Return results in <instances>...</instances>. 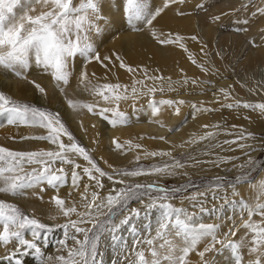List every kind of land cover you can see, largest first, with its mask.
I'll return each mask as SVG.
<instances>
[{
	"label": "snow or ice",
	"instance_id": "1",
	"mask_svg": "<svg viewBox=\"0 0 264 264\" xmlns=\"http://www.w3.org/2000/svg\"><path fill=\"white\" fill-rule=\"evenodd\" d=\"M175 3H183V0H164L162 7L154 9L149 0H123V11L132 30L139 31L141 29L137 27L138 24L151 28L157 17ZM36 6L44 10L39 11L38 14H32L36 12ZM17 8L21 9L19 14L16 11ZM101 19L103 17L100 0H86L79 7L75 6L74 0H0V68L27 79L25 73L30 71L34 64L45 74H50L58 86H67L73 76L74 61L77 57H83L89 62L93 59L97 61L101 59L89 37L93 27L98 28L96 22ZM151 35L161 45H178L180 49L188 51L183 42L184 37L179 34L160 33L158 35L152 29ZM161 36L164 38L161 39ZM191 39L197 40L198 37L193 36ZM201 52H203V48H201ZM188 58L191 63L196 64V60L191 54ZM103 59L110 60L111 58L106 56ZM116 59L120 61V67L125 68L129 73L143 74L142 79L133 80L130 90L132 99H137L142 95L154 97L158 91H164L163 86H148L145 83V81H162L165 79L162 75H149V69L146 67L134 68L127 65L118 54ZM199 66L202 71H208L203 65ZM181 72L183 73V69ZM167 79L169 90L174 91L175 89L171 88V78ZM30 82L34 84L40 94L47 95L46 89L39 83L35 80ZM80 82L86 91L98 99L95 102H86L66 97L69 108L76 111L87 110L88 113L99 115L104 119H109L107 114L111 113L115 117L110 120L113 126L127 123V114L119 110L120 102L129 99L127 85L119 83L93 85L88 80L87 72L80 73ZM188 83L187 79L182 81V85ZM191 83L197 85L198 81L193 79ZM137 85L141 87L138 88ZM63 86L59 87L61 94L65 93ZM219 93L225 100L231 98L229 89L220 88ZM101 101L108 105H114V107H101ZM185 103L183 99H160L157 101L153 98L150 99L148 107L151 109L153 117L161 112L162 106L174 107V114L179 115L180 106ZM222 107L229 109L242 107L264 113V103L253 104L236 101L222 105ZM192 108L197 112L214 110L198 107L196 103L192 104ZM0 115H6L7 123L10 125L20 124L46 130V134L24 136L21 137L22 140L46 141L54 146L47 150H13L0 146V194L13 197L24 196L26 190L46 184L57 190V194L50 198L55 212H50L47 218L52 221H56L60 217L66 218V222L63 224L49 225L35 215H28L18 205L0 199V245H14L8 255L0 257V264H3L4 261H7V264H24V258L28 256H32L37 264H96L98 243L103 233L111 232L115 239V234L122 226L130 225L133 218L140 217V208L130 209L128 207L129 203L134 200L139 201L142 205L145 215L159 209L160 216L154 229V235H150L142 242L140 240L134 242L137 249L135 250V259L131 261V264H189L188 257L205 239H208L209 243L203 250L197 252L203 264H208L203 258L208 252L216 250L217 244L231 249L232 253L236 255L235 264H243L241 249L244 247V240L248 239V235L251 236L249 252L255 255V259L249 260L247 264H264V203L257 202L254 206L246 204L248 218L243 220L239 227L230 228L225 234V238L220 239L217 236L218 225L195 223V212L174 206L170 202L176 198L177 193L184 191L182 188L169 189L155 183L147 185L128 183L123 179V177L152 174L175 175L176 169L185 167L181 162L174 160L172 163H165L162 166H154L149 169L137 167L131 170L117 169L108 164V168L112 170L109 173L100 166L92 152L77 140L58 111L22 103L0 91ZM161 126L164 125L161 124ZM203 127L208 128L209 125H203ZM212 127L218 128L219 125ZM174 130L169 129V131ZM214 135V132L209 131L199 139L206 140ZM246 135L251 137L253 134L247 133ZM159 139L164 140L165 137L161 136ZM231 142L235 143V141ZM112 144L116 150L124 149V145L116 138H113ZM124 144L128 145V150L143 147L140 144H133L132 141H125ZM240 146L243 147V145ZM144 156H171V152L145 151ZM78 159H82L86 165L78 163ZM140 159L141 157L137 155L136 161ZM249 162L251 163V161ZM104 163L107 164V161ZM28 166H32L30 170H26ZM65 166H70V181L73 190L79 192L81 182L87 178L88 183L83 184V192L79 193L80 207L85 209L84 211L78 210L75 201L66 200L58 195L59 188L68 183L69 174ZM105 178L123 186L118 189L113 188L106 196L102 197L99 190L104 189ZM90 188L96 190L90 191ZM220 188L221 184L216 183L210 185L209 191L199 192L186 197V199L192 201V207H198L201 214L212 215L217 209L215 207L206 208L204 200L207 199L209 193L213 199H217L216 192ZM260 192L264 194V182L260 185ZM71 195L72 193L69 192L68 196L71 197ZM233 195L236 193L234 192ZM120 214H123V218L117 223L116 217ZM257 215L261 219L253 220V217ZM73 216L76 218L73 219ZM82 225H91V227H82ZM240 227L248 230L247 235L240 242L233 239L228 240L225 244L228 236H237ZM54 228H62L64 231V239L57 243L61 246L58 252L66 251V256L63 254L45 255L37 243L44 234L43 239L46 247L47 233H51ZM70 229L74 231L70 232ZM130 230L136 233L135 225H131ZM26 234H30V238H27ZM81 234L83 239L80 238ZM69 240L73 241L71 246L68 244ZM141 243L147 246L146 250L141 247Z\"/></svg>",
	"mask_w": 264,
	"mask_h": 264
},
{
	"label": "rangeland",
	"instance_id": "2",
	"mask_svg": "<svg viewBox=\"0 0 264 264\" xmlns=\"http://www.w3.org/2000/svg\"><path fill=\"white\" fill-rule=\"evenodd\" d=\"M256 1L258 0H231L230 6L217 4L215 9L212 10V12L210 11L213 17L212 24L216 31L213 32V36L211 37L210 42L212 43L213 48L218 47V49L221 50V48L223 47L222 51H224V53L219 50L217 51L222 53V60L225 58V66L219 67L218 69L216 67H210L207 64L208 47L206 43L203 42L202 38L195 34L194 31H191L190 28V24L193 18H195L197 9L200 7V5L204 6L206 0H183V3H175L170 5L171 7L176 8L169 11L168 15L169 13H172V15L170 14L169 16L175 15L176 18H181L179 24L176 21H171L166 24H160L156 22L158 18L161 20L160 15L153 22V26H151V28L145 27L142 24L137 25V27H142L145 29L148 28V30L154 29L158 35L160 33H171L173 35L179 34L184 37L183 42L186 44L188 51L185 52L183 49H180L178 45H167L171 49H169V47L165 45L166 56L168 55V59L170 57L173 59H171V61L167 60L170 62L166 61L167 64L162 66L155 63L152 58L151 59L153 61L151 59H145L144 62V60L141 59V54H143L142 51L137 50L136 53L129 57H126L122 54V37L117 38L116 34L119 30H123L124 28L125 30L127 28L132 29V27L127 23V19L123 11V0H100L101 15L103 19L96 22L98 28L94 26L89 34V37L95 47L96 52L99 53L101 59L99 61L93 59L91 60V62H89L83 57L76 58V60L74 61V69L76 68L75 65H77L79 66V70L76 74V77L72 81H74L73 85L76 89L74 87L73 89L74 91H76L77 95H74L76 93L72 94V92L67 89V86L63 85L60 86L65 87V93L67 94H61V92L59 91L60 86L57 85V82L51 77V75L45 74L43 71L35 67L34 64L31 70L25 73L27 79L16 76L9 70L0 68V73H2L7 80H9L7 81V83H9L7 84V89L14 88L12 93L3 91L2 89H0V91H3L6 95H9L13 99L22 103H28L30 105H36L53 111H58L69 130L74 134V136L83 146L89 149L90 152L92 151L90 150V146H88L89 143L88 145L82 143L76 133H74L71 125L68 123V120L66 121L65 114L67 110H65V108L69 109L73 113L75 118L77 116H84L85 114L97 116L99 117V119L106 121L112 128L120 129L122 131H120L121 133L112 134L111 137L103 142V144L100 143V145L98 144V136L94 134H97V132L99 131L97 130L98 128H95V130L92 129L94 131L93 137H91L92 134L90 132H87L86 134V137L88 138L87 141H91L92 144L90 143V145H92L95 150L97 149V144L100 146V154H96L95 151H93L92 154L94 158L97 159L100 166L109 173H111L112 170L108 168V164L113 165L117 169L131 170L137 167L149 169L154 166H162L165 163H172L174 160L181 162L185 165V167L176 169L175 175L168 176L152 174L142 175L139 177H123V179L128 183H141L145 185L155 183L160 187H166L169 189H174L177 187L182 188L184 191H182L181 193H177L176 198L171 200L170 202L174 206L183 207L190 212H195V223L203 222L214 223L218 225L219 227L217 230V236L220 239H224L225 234L228 233V230L230 228H233L234 226L239 227L242 224L243 220H246L248 218L247 207L245 206L246 204L248 206H254L257 202L264 203V194L260 192V187H258L259 184L264 182V179H261V183H257L258 188L254 186L253 188H251L254 190H250L249 188L248 190L250 191L248 192L245 189H241V187L239 186V184H242L245 181H250L260 170L262 164L264 163V132L258 130L260 126L256 125L253 118H250L245 114L242 115L241 113L235 112L233 110L234 108L229 109L227 107H222V105H226L227 103H230V101L231 103H235L237 101L233 99L232 96L229 100H225L222 95H217L218 90H216L217 92L215 91V93L213 91H209L205 96V94L200 90L191 89L192 91L190 92L187 91L186 85H179L174 87L173 84H175L176 82L182 84V81L185 79H187L189 83H191V81L195 79L198 81V83H207L206 85L210 86V83L213 85L216 82L220 83L225 79L230 80L231 78L235 79L237 82L238 80H241L243 88L248 90L252 89L255 83L263 87L264 69L260 68L258 72H255L254 70H246V67L240 66L236 63L240 58L239 56L241 51H243L245 47H247V44L245 43V25L251 20V18L250 16H246L239 23L235 22L234 20L238 17L239 12L249 9ZM85 2L86 0H74V4L77 7ZM149 3L154 9L156 7H162L164 0H149ZM41 10L44 9L36 6V12L32 14H38V12ZM16 11L19 14L21 12V9L17 8ZM179 13L183 14L181 15ZM89 15H91V13H89ZM169 16H167L166 14L162 17L167 18ZM190 16L191 18H193L187 23L184 18L182 19V17ZM216 17H219V19H216ZM114 20H116L117 22H114ZM181 22L184 23V25L186 24L188 28L186 25L183 27V24ZM148 33L150 34L151 31H148ZM193 36L198 37V39H191V37ZM151 38L156 46H164L161 45L157 39L153 38L152 35ZM160 38L163 39L164 36H161ZM225 39L228 40V43L226 46H223V42L226 41ZM172 46L173 48L175 47V49H172ZM201 48H203V52H201ZM170 50L171 52H169ZM117 54L127 65H130L134 68L146 67L149 69V75H162L165 78L162 81H145V83L148 86H154L156 83H160V85L156 84L155 86H163L164 91H158L157 93H155L154 97L142 95L137 99H132L130 90L133 85V80L142 79L143 74L139 72L135 74L129 73L125 68H121L120 61L116 59ZM189 54H191L196 60V64L191 63L188 58ZM106 56L110 57L111 59L104 60L103 58ZM105 65H107V67H105ZM199 65H203L204 68L208 69V71H202ZM235 66L238 69H236ZM181 69H183V73L181 72ZM74 72L75 71H73V73ZM81 72L88 73V80L91 81L93 85L119 83L121 85L128 86L129 99L122 100L119 104V110L127 114L128 121L126 124H118L116 126H113L110 123V120L114 119L115 117H113L111 113L107 114L109 119H104L99 115L88 113L87 110L76 111L69 108L68 105L67 107L64 106L63 100H66V97L69 99H79L86 102H94L98 99V97L94 96V98L92 94L86 91L84 85L81 84ZM229 75L231 77L227 78ZM169 77L172 81L171 88L175 89L174 91L169 90V83L167 79ZM209 77H211L210 81H208ZM33 80H35L46 89V96H43L38 92L34 84L30 82ZM243 81L247 82V86ZM137 87L140 88L141 86L137 85ZM260 92L263 94V91ZM180 95L182 97H185L182 98ZM193 96L202 97V99H200L199 101L186 99V97ZM143 97L148 98L146 102L147 105L149 104L150 99L153 98L157 101L160 99H183L186 102L184 105L186 107L190 105V108L194 112L191 115L190 120L194 121L198 118H206L208 119V121L207 123H204V125H209V127L199 130V132L195 134L197 135V137H191L189 138V140H185L183 143H180L178 145L171 143L172 141H169L167 137L166 139H164V141L167 142H163L161 143V145H159L158 143V145H156L154 144V142L156 143V141L158 140L159 142H162L163 140H160L159 137H165L164 135L159 134L144 136L141 129L130 126L138 119L132 121L129 116L138 109V107H136L137 103L139 102L140 98ZM193 103H196L198 107H207L214 110L208 112H197L192 108ZM101 107H114V105H108L101 101ZM164 107L162 106L163 109L161 108V112L156 116V120L151 121L154 122L159 128H162L161 124L164 125L163 127H167L165 128L167 134L175 133L181 130L187 124V121H185L186 116L184 115V118H180V120L178 119L177 121L180 122H178V124H176L175 126H168L165 122L166 117H173L175 115V108H170V112H166L164 115H162V111L165 109ZM180 114L182 115L184 113ZM160 117L163 119H161ZM145 120L147 124L150 122V119L148 117H146ZM213 125H219V127L214 128L212 127ZM169 129L175 130L171 132L169 131ZM209 131L214 132L215 135L206 140L199 139ZM247 133H252L253 135L251 137H248L246 135ZM43 134H46V130L39 127L24 126L20 124L10 125L7 123V116L0 115V146L8 147L13 150H47L54 147L46 141L21 139V137L24 136H35ZM113 138H116L121 144H123L124 149L116 150L115 146L112 144ZM144 138L151 141H148ZM64 139L66 141V138ZM125 141H132L133 144H140L143 147L141 149L128 150V145L124 144ZM231 141H235V143H232ZM171 144L173 145V147L171 146ZM240 145H243V147H241ZM258 150L259 152L257 153ZM145 151L171 152V156L145 157ZM137 155L141 157L139 161H136ZM101 158L102 160H99ZM103 160L107 161V164L104 163ZM197 161H199V163H197ZM249 161H251V163ZM77 162L86 165V162L82 161V159H78ZM31 167L32 166H28L26 170H30ZM57 167H59V164H57ZM65 168L69 174L68 183L59 188L58 195L61 198H65L66 200L71 199L75 201L77 203L78 210L84 211L85 209L80 207L79 193L83 192V184L88 183L87 178H85L81 182L79 192H77L71 187L70 166H65ZM216 183L221 184V188L218 192H216V196L218 198L213 199L211 193H209L207 199L204 200V206L209 209L215 207L217 211L212 215L201 214L199 212V208H193V202L186 199V197L196 195L199 192L209 191L210 185ZM104 184V189L99 190L102 197L106 196L113 188L118 189L123 186L121 184L108 181L106 178L104 179ZM92 190L96 189L90 188V191ZM243 190H245L246 192ZM69 192L72 193L71 197L68 196ZM234 192L236 193V195H233ZM30 194L32 195V197L30 196ZM56 194L57 190L51 188L46 184H42L39 187L26 190V194L24 196L13 197L6 194H0V199L18 205L28 215L34 214L46 224H63L66 222V218L60 217L56 221H52L47 218L50 212H55V207L50 202V198ZM153 194L155 195V193ZM33 195L38 199H35ZM128 207L130 209L140 208V217L133 218L130 221V225L122 226L115 234V239H113V234L111 232L103 233L98 243L96 264H131V261L135 259V250L137 249V245L134 242L136 240H140L142 242L150 235H154V229L160 216V210L156 209L150 212L148 215H145L142 205L139 203V201L135 200L131 201ZM72 218L75 219L76 217L73 216ZM122 218L123 214L118 215L116 217V222L118 223ZM260 219L261 217L258 218V221ZM131 225H135L136 233H133L130 230ZM82 227H91V225H82ZM242 230L245 229L240 227L236 237L228 236V238L225 240V244H227L228 240L233 239L237 242H240L239 235ZM72 231L74 230L70 229V232ZM246 231L248 233V230ZM43 236L44 234H42L41 240H38L37 243L41 246V249L45 253V255H67L66 251L58 252V249L61 246L57 242L64 239V231L62 228H54L51 233H47L46 247L44 244ZM26 237L30 238V234H26ZM80 238L83 239L82 234L80 235ZM208 243L209 240L205 239L198 245L197 250L192 252L188 257L189 264H203L201 258L197 255V252L203 250V248ZM68 244L71 246L73 244V241L69 240ZM141 247L146 250L147 246L141 243ZM13 248L14 245L11 244L8 246L0 245V257L8 255L9 252L13 250ZM241 254L243 264H247L249 260L255 259V255L251 254L250 252ZM203 260L207 261L208 264H235L236 255L232 253L230 248H225L220 244H217L216 250L208 252ZM3 264H7V261H4ZM24 264H37V261H35L32 256H28L24 258Z\"/></svg>",
	"mask_w": 264,
	"mask_h": 264
},
{
	"label": "bare ground",
	"instance_id": "3",
	"mask_svg": "<svg viewBox=\"0 0 264 264\" xmlns=\"http://www.w3.org/2000/svg\"><path fill=\"white\" fill-rule=\"evenodd\" d=\"M230 2H231V0H206V2L204 3V6L199 7L197 9L196 14H195V18L192 17L193 20L190 24L191 31H194L195 34H197L199 37H201L203 42L206 43V45L208 47L207 64L210 67H216L218 69H219V67L225 66V58L222 60V58H223L222 53H224V51H222L223 47L221 48V50H219L218 47L213 48V45L210 42V39L213 36L212 34L215 31V28L212 24V20H213L212 18L213 17L211 15V12H212V10L215 9L217 4L230 6ZM175 8L176 7L169 6L161 14V16H160L161 20L158 18L157 19L158 21L156 20V22H158L160 24H166V23H169L171 21H176L179 24L181 18H176L174 14H173L174 16H169L170 14L172 15V13H169V15H168V12L171 10H174ZM166 14L169 17L163 18L162 16L166 15ZM246 16H250V18H251V20L245 25V29H246V31H245V34H246L245 43L247 44V47H245V49L243 51H241L240 56H239L240 58H239L238 62H236V63L240 66L246 67L247 68L246 70H254L255 72H258V70L260 68L264 69V0H258L256 2H254L249 9H246V10L239 12L238 17L235 18L234 21L239 23ZM183 18L185 19L186 23L192 19L191 16L190 17H182V19ZM115 21L116 20H114V22ZM182 24H183L182 25L183 27L186 25V24L184 25V23H182ZM139 28L141 29L139 31H134L130 28H127L129 30H127V29L125 30V28H124L123 30H119L117 32L116 37L117 38L122 37L121 38L122 39V50H121L122 54L126 57H129V56H132L134 53H136L138 50V51H142L143 54H141V56H142L141 59L144 60V62H145V59H151V58L154 60L155 63L160 64L161 66L166 65L167 62H170L171 59H173V58L170 57L168 59V57H167L168 55L166 56L165 48L167 45L166 46L165 45L164 46H156L153 43V40L151 38V33L150 34L148 33V31H151V30H148V28H146V29L142 28V27H139ZM187 28H188V26H187ZM187 35H188V33H187ZM222 41H224V40H222ZM227 43H228V40L223 42V46L224 45L226 46ZM167 47H169V46H167ZM169 49H171V48L169 47ZM172 49H175V47L173 48V46H172ZM217 50L221 51L222 53L218 52ZM169 52H171V50ZM169 52H168V54H169ZM169 56H170V54H169ZM167 60H170V61H167ZM155 63H153V64H155ZM75 67L76 68L73 70L75 72L73 73V76L70 80V84L67 85V89H69V91H71L72 94L76 93V91H74V89H73L74 81H72V80H74V78L76 77V74L78 73V70H79V66L75 65ZM235 68H236V66H235ZM236 69H238V68H236ZM229 77H231V76L229 75L227 78H229ZM261 77H263V76H261ZM210 79H211V77L208 78V81H210ZM7 81H9V80H7L6 77H4L2 73H0V89H2L3 91H6V92L12 93L14 88L13 89L12 88L7 89V87H8L7 84H9V83H7ZM263 82H264V80H263ZM244 83L247 86V82H244ZM158 84L160 85V83H158ZM206 84L205 83H198L197 85H193L192 83H188V84H186V86H187L186 88H187V91H190V92L194 89L200 90L202 93L205 94V96L207 95V92L213 91L215 93L216 90H218V94L217 93L216 94L219 96V95H221L219 93V89L225 88V89H229L231 96L233 97V99H235L237 101L253 103V104L254 103H264V85L262 87L261 85H258L257 83H255L254 87H252V89L248 90V89L243 88V85L241 84V80H238V82H237L235 79H231V78H230V80L225 79L224 81H222L220 83L216 82L213 85L210 83V86L206 85ZM173 85L175 87V86H179L182 84L176 82ZM229 86H231V88H229ZM188 89H190V90H188ZM69 91H68V93H69ZM260 91H263V94ZM188 93H186V94H188ZM64 94H67V93H64ZM74 95H77V93ZM212 96H213V94H212ZM184 97H182V98H184ZM186 99L187 100L192 99L194 101L195 100L199 101L200 99H202V97L193 96V97H186ZM147 100H148V98H145V97L140 98V100L136 106V107H138V109L135 112H133L132 114H130V116H129L132 121H135L136 119H138L135 122H133L130 126L141 129L144 136L161 134V135L165 136V139L167 137V139H169V141H172L171 143L178 145L180 143H183L185 140H189V138H191V137H195V136L197 137V135H195V134L197 132H199V130H202L204 128L203 127L204 123H207V121H208V119H206V118H198V119H195L194 121H191L190 117L194 112L190 108V105H188L187 107L184 105V106H181V108H180V113H184V114L181 115L179 113L180 115H178V116H175L176 115L175 114L173 117H166L165 122L168 126L173 127L176 124H178V122H180L177 120L178 119L180 120V118H184V115H185L186 116L185 121H187V124L181 130H179L175 133L167 134L166 129H165L167 127L159 128L154 122L151 121V120H156V116L153 117L151 115V110L148 107V105L146 104ZM63 103H64V106L67 107L66 100H63ZM230 103H231V101H230ZM164 108L165 109L162 111V115H164L166 112H170L169 107L167 108V106H165ZM65 110H67L66 114L64 113L66 115V121L68 120V123L71 125L74 133H76V135L79 137V139L82 141V143L87 144V145L89 143L88 146H90V150L92 152L95 151L96 154H100V150H101V148L99 146L100 143L103 144V142H105L109 137H111L112 134H117V133L122 132L120 129L112 128L106 121L99 119V117H97V116H91V115L85 114L84 116H80V117L77 116L78 118L77 117L75 118V116L73 115V113L69 109L65 108ZM233 110L235 112L241 113L242 115L245 114V115L249 116L250 118H253L256 125L260 126L258 128V130L264 132V113H261L259 110L245 109L242 107L234 108ZM146 117H148L150 119V122L148 124L146 123V120H145ZM161 119H163V118H161ZM93 125H94V127H93ZM95 128H98L97 130H99L98 131L99 133L97 132V134H100V135H97L96 133H94L96 136H98L97 138L99 139V142H98L99 145L97 144L96 150L93 148L92 145H90L91 141L88 142L89 140L87 141L88 138L86 137L87 132H90L92 134L91 137H93L94 131L92 129L95 130ZM123 129H125V128H123ZM144 139H146V138H144ZM146 140H148V139H146ZM148 141H151V140H148ZM163 142H167V141L163 140L162 142H159V140H158V141H156V143L154 142V144L158 145V143H159V145H161V143H163ZM171 146L173 147L172 144H171ZM258 152H259V150L257 151V153ZM222 155H223V153H222ZM223 157H224V155H223ZM99 160H102V159H99ZM218 170H216V171H218ZM216 173H218V172H216ZM261 179L262 180L264 179V163L262 164V167L260 168V170L256 173V175L250 181H245L242 184H239V186L241 187V189H245L248 192L250 190H254V189H251L254 186H256V188L260 187L259 185H261V184H259L257 187V183H259L261 181ZM249 188H250V190H248ZM245 190H243V191H245ZM30 196L32 197L31 194H30ZM30 196H28V197H30ZM33 197L35 199H38L34 195H33ZM31 212H33V211H31ZM258 218H259L258 216H256V217L254 216L253 220L258 221ZM246 235H247L246 229L242 230L240 232V235H239L240 241ZM250 239H251V236L248 235V239L244 240V247L241 249V253L249 252V247H250L249 241H250ZM219 259H220V257H219ZM222 264H225V263H222Z\"/></svg>",
	"mask_w": 264,
	"mask_h": 264
}]
</instances>
